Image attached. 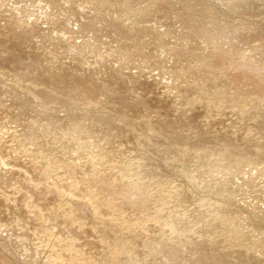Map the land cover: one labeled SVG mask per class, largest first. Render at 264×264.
Segmentation results:
<instances>
[{
  "label": "rangeland",
  "instance_id": "obj_1",
  "mask_svg": "<svg viewBox=\"0 0 264 264\" xmlns=\"http://www.w3.org/2000/svg\"><path fill=\"white\" fill-rule=\"evenodd\" d=\"M0 1H2L0 3L3 4L7 0ZM71 1L74 2V0H8L3 6L0 4V55L3 56H0V264H50L52 259L57 258V255L59 258L55 261L56 264H70L67 259L69 257L73 258V254H78L80 255L79 257H83L82 259H86L82 264H90V262L95 264H191L193 260V264H263L264 261L260 259L264 257V244L262 243V241L264 242V84H262L264 83V76H262V72L264 71V69H262V67H264V49H262L264 47V0H255V2L254 0H82L83 4L81 0H77V2L74 3ZM69 3L70 5L73 3L75 6L72 4L73 7H71L72 5L70 6ZM90 3L96 4V6H92ZM65 5L67 9H64V11L63 8L66 7ZM25 7H28V9ZM59 8H61V10ZM122 8L123 12L121 10ZM41 9L42 11H40ZM36 10H39V13H36ZM13 13L15 14L14 17ZM102 13L104 15H102ZM80 15H82V17ZM78 16L80 18H78ZM83 16L87 19H84ZM95 18H99V23L94 28H91L87 23H89V21H95ZM125 18L126 20H124ZM115 20L122 23L121 25L124 24L123 26L125 28L122 26L123 29L121 28L120 30L119 27L114 25V30L110 31L111 28L107 27V25H112ZM126 23L128 25H126ZM80 24H84V26ZM76 26L80 27L78 28L79 30ZM242 27H244V29ZM39 29H41L42 32ZM87 29L91 30L87 31ZM92 29L94 30L92 31ZM199 29H203L205 34L206 30H208V32L210 30L214 35L216 34V38L213 37L215 40L213 38L210 40L206 39L207 35H205L203 31V35L200 37V34H198ZM10 30V34L7 33ZM82 30H84V33H80ZM191 30H194V32L197 31L195 33L192 31L193 36H189V38L193 37V40L190 39V41H188V38L186 41L183 36L185 34L188 36ZM253 30L255 32H253ZM122 31L125 34L127 33V35L125 36ZM250 31L252 32L250 33ZM245 34L249 36V38L244 36ZM39 35H41L43 39ZM240 37H242L240 42H237L240 46H233L237 38ZM114 38H116V40ZM181 38L184 41H182ZM228 40L230 41L228 42ZM11 41L13 43H10ZM215 41L217 42L216 44ZM32 42L35 43L33 44ZM177 43H179L180 46L177 45ZM185 43H187L188 46ZM244 43L247 45L244 46ZM202 44L203 46H201ZM11 45H13V47H11ZM142 45L146 48L144 49ZM213 45H216V47L220 46V48H213ZM229 45L233 47L230 48ZM196 46H200L202 49L196 48ZM222 46L224 47L223 49ZM241 46L243 48L242 52L244 51L243 53H241L240 50ZM251 46H257L253 52H249L252 48ZM218 48L219 50H217ZM233 48L240 50V52L237 50L238 55L237 51ZM181 49H183L184 52ZM208 49H210L211 52ZM220 49L227 53V57L222 53H220L222 56L218 54L219 51H221ZM257 50L258 53L256 52ZM176 52H178V54H175ZM183 53L185 54V59L183 58ZM197 54L201 55L199 56ZM205 54L208 55L204 58L203 56H205ZM209 54H213L212 57ZM250 54L252 55L250 56ZM195 55H197V57H195ZM244 55H248V57ZM260 55L262 60L260 59ZM37 57L42 59L38 58L39 61H36ZM63 57H65L66 60L63 59ZM178 57L179 59H177ZM198 57L200 59L204 58V60H202L204 63L208 61L204 64L200 62V60L198 61ZM206 58L207 60L205 61ZM221 58H223V60ZM256 58L259 59L258 62ZM183 60H185V62ZM253 60H255V63ZM31 61H34L33 64ZM190 61L192 63H190ZM209 61L212 64L211 66ZM40 62L42 63L41 65H39ZM186 62L187 65H185ZM217 62L220 63L221 67H219ZM256 63H259V65ZM57 64L60 65V68ZM22 65L23 67H21ZM231 65L233 69H231ZM212 66L213 68L217 67V69L214 68L213 70L211 68ZM257 66H259L258 68L261 67L262 70H258L257 68V70L254 71ZM64 67H66V69ZM206 67H208L209 70ZM234 67L236 68L234 69ZM29 68L31 69L29 70ZM187 68L189 69L188 73ZM57 70H62V72L67 70L66 75L69 74L67 77L69 80H63V77L59 73L56 75L58 72ZM216 71L217 74H215ZM248 71L249 73L251 71L256 73L252 74L251 72L249 76ZM39 75L42 76L43 80ZM51 75L53 77H51ZM251 75L253 77H251ZM254 75L256 76L255 78ZM36 76L38 80H35ZM44 76L46 77L44 78ZM187 76L190 78H187ZM245 76L247 77L245 78ZM234 77L236 80L239 78V82L234 81ZM224 78L229 79L226 80ZM258 79L262 82L258 81ZM85 80L89 88L91 87L90 92L86 91L82 85L83 81L84 84H87ZM38 81L40 84H38ZM228 81L231 82V84ZM29 82H31L30 86ZM234 83L236 87H232ZM13 84L18 87L13 86ZM20 84H23V86ZM257 85L260 87L257 88ZM251 87L253 90L250 89ZM246 88L247 91L249 89L251 91L249 90L247 92ZM261 88L263 89L261 90ZM256 89H260V93L259 91L255 92L254 90ZM35 92H37L39 96L35 94ZM55 92L57 98L49 99V96H53V94L56 95ZM81 93L82 95H80ZM83 94H85L86 97ZM47 97L48 99L46 100ZM79 98L83 100L82 104L78 102V100L81 102ZM221 98L232 99L234 102L232 108L234 110L231 107L228 108V105L223 103V99ZM42 99L45 100L43 101ZM74 99H76V101ZM85 100H87V102ZM89 102H91L92 105ZM110 104L112 105L110 106ZM49 105L53 107L51 108ZM95 105L96 107H94ZM120 106H123L121 108L128 107V109L125 110L127 113L129 109L132 108L130 109V114H126V116L131 115L132 120L128 122L130 126L124 121L126 120L124 117V120H121L123 119L121 117L123 112L120 113ZM35 107L36 109L38 108V110H36ZM41 109L44 110L42 111ZM113 112L114 114H112ZM220 113L222 115H218ZM219 116L220 118H218ZM13 117L16 121H14ZM142 117L144 118L142 119ZM145 119L147 120L145 121ZM152 119L156 121H151ZM150 122H153V124ZM125 125H127V128ZM148 125L151 126L149 127ZM218 127H221V130H219ZM52 129L54 130L52 131ZM180 133L182 134L180 135ZM212 133H214L213 137ZM219 134L221 136H218ZM94 137H99V139ZM9 145L10 148L7 147ZM229 147H232L231 151ZM194 151H196V153ZM214 151H216L217 155ZM223 151H225L226 155H224L225 153L223 154ZM3 152L5 153L3 154ZM245 152H247L248 155ZM6 153L7 155H5ZM251 155L252 157H250ZM244 157L247 158L245 159ZM249 158L252 159L253 163ZM28 169H31L30 171H34L35 169V171L30 172ZM224 170L225 173L223 172ZM16 171L20 173L17 172L16 174ZM243 175L245 177L244 179ZM26 177L28 179H26ZM1 181L3 182L1 183ZM235 181H240V184ZM57 183L58 186L56 185ZM31 184H33V187ZM244 190L245 192H242ZM76 191H80V193L76 195ZM100 191H102V193ZM44 192L45 194H43ZM62 192H64L66 196L63 197L64 193L62 194ZM53 193L60 195L58 196L59 198ZM10 197L13 199L11 200ZM56 197L58 200L55 201V199H57ZM91 199L92 201H90ZM20 200L22 202H19ZM5 202L11 204L7 205ZM16 202H19L20 205ZM249 202H251L252 205ZM83 203L86 204V206ZM221 203L227 208H224ZM199 204L201 205L199 206ZM18 205L21 206L20 209ZM45 205H47V207H45ZM11 206L14 209H12ZM128 207L131 208L129 209ZM205 207L207 209H203ZM56 208L59 210L57 211ZM54 209L56 210L53 214ZM257 210H259V212ZM12 215L13 217H11ZM86 215L90 220L87 219ZM31 216L33 218H31ZM197 216L200 217V220ZM235 216L238 218H235ZM40 217L44 220L41 219L39 222ZM30 220H33L31 222L34 223L32 225L34 230L32 226H30L32 224ZM35 220L38 223H35ZM217 221H219L218 224ZM24 222L25 224H23ZM96 224L97 226H95ZM215 224L218 226L221 225V229ZM177 227H179V229ZM201 229L204 230L201 231ZM84 232L86 233L84 234ZM78 233L80 236L77 237V235H79ZM245 234L247 236H245ZM243 235L245 237H243ZM233 238L234 240H232ZM70 243L75 245L74 253L72 255H65L63 253L64 248L70 245ZM94 244L97 246L95 247ZM259 247H261V249H259ZM241 248L243 250H241ZM201 249L202 252L200 251ZM225 249L228 250V253ZM170 251H174V253H172L173 255L171 254L174 258L166 259L162 254L171 253ZM152 254L154 256H152ZM195 260H197V262Z\"/></svg>",
  "mask_w": 264,
  "mask_h": 264
},
{
  "label": "bare ground",
  "instance_id": "obj_2",
  "mask_svg": "<svg viewBox=\"0 0 264 264\" xmlns=\"http://www.w3.org/2000/svg\"><path fill=\"white\" fill-rule=\"evenodd\" d=\"M5 1H6V0H5ZM7 1H8V0H7ZM7 1H6V2H7ZM51 1H52V0H51ZM69 1H70V0H69ZM78 1H80V0H78ZM81 1H82V0H81ZM90 1H91V0H90ZM95 1H96V0H95ZM100 1H101V0H100ZM131 1H132V0H131ZM153 1H154V0H153ZM164 1H165V0H164ZM0 2H2V1H0ZM6 2H4V3H6ZM29 2H30V1H29ZM31 2H32V1H31ZM42 2H43V1H42ZM44 2H45V1H44ZM53 2H54V1H53ZM71 2H73V1H71ZM74 2H77V0H74ZM74 2H73V3H74ZM97 2H99V1H97ZM102 2H104V1H102ZM119 2H120V1H119ZM158 2H159V1H158ZM166 2H167V1H166ZM254 2H255V0H254ZM4 3H3V4H4ZM8 3H9V2H8ZM11 3H12V2H11ZM27 3H28V2H27ZM34 3H35V2H34ZM73 3H71V5H72ZM81 3L83 4V1H82ZM87 3H88V2H87ZM125 3H126V1H125ZM150 3H151V2H150ZM154 3H155V2H154ZM161 3H163V2H161ZM225 3H226V2H225ZM256 3H257V1H256ZM0 4H2V3H0ZM3 4H2V6H3ZM25 4H26V3H25ZM25 4H23V5H25ZM43 4H45V3H43ZM58 4H59V3H58ZM67 4H68V3H67ZM78 4H79V3H78ZM90 4H91V3H90ZM97 4H98V3H97ZM103 4H104V3H103ZM121 4H122V2H121ZM121 4H120V5H121ZM129 4H130V3H129ZM131 4H132V3H131ZM5 5H6V4H5ZM5 5H4V6H5ZM11 5H12V4H11ZM18 5H19V4H18ZM20 5H21V4H20ZM31 5H32V4H31ZM33 5H34V4H33ZM69 5H70V3H69ZM71 5H70V6H71ZM73 5H74V4H73ZM73 5H72L71 7H73ZM91 5H92V6H93V5L96 6V4H91ZM229 5H231V4H229ZM251 5H252V4H251ZM9 6H10V5H9ZM13 6H14V5H13ZM27 6H28V5H27ZM29 6H30V5H29ZM65 6H66V5H65ZM70 6H69V8H70ZM74 6H75V5H74ZM97 6H98V5H97ZM102 6H103V5H102ZM121 6H122V5H121ZM132 6H133V5H132ZM132 6H131V7H132ZM155 6H156V5H155ZM170 6H171V5H170ZM170 6H169V7H170ZM10 7H11V6H10ZM33 7H35V6H33ZM33 7H32V8H33ZM38 7H39V6H38ZM41 7H42V6H41ZM48 7H50V6H48ZM61 7H62V6H61ZM76 7H77V5H76ZM85 7H87V6H85ZM90 7H91V6H90ZM98 7H99V6H98ZM100 7H101V6H100ZM127 7H128V6H127ZM127 7H126V8H127ZM141 7H143V6H141ZM152 7H153V6H152ZM158 7H159V6H158ZM227 7H228V6H227ZM248 7H249V6H248ZM0 8H1V7H0ZM2 8H3V7H2ZM19 8H20V7H19ZM25 8L28 9V7H25ZM39 8H40V7H39ZM44 8H45V7H44ZM44 8H43V9H44ZM91 8H92V7H91ZM93 8H94V7H93ZM145 8H146V7H145ZM155 8H156V7H155ZM229 8H231V7H229ZM21 9H22V8H21ZM52 9H53V7H52ZM59 9L61 10V8H59ZM64 9H67V6H66L65 8H63V10H64ZM71 9H72V8H71ZM71 9H70V10H71ZM11 10H12V9H11ZM50 10H51V9H50ZM90 10H91V9H90ZM95 10H96V9H95ZM99 10H103V9H99ZM121 10H122V12H123V8H122ZM131 10H132V9H131ZM149 10H150V9H149ZM151 10H153V9H151ZM2 11H3V10H2ZM17 11H18V10H17ZM36 11H37L36 13H39V10H36ZM40 11H42V9H41ZM57 11H58V10H57ZM64 11H65V10H64ZM128 11L131 12L130 10H128ZM134 11H135V10H134ZM134 11H133V12H134ZM141 11H142V10H141ZM25 12H26V11H25ZM27 12H28V11H27ZM29 12H32V11H29ZM50 12H51V11H50ZM73 12H74V11H73ZM77 12H78V11H77ZM101 12H102V11H101ZM125 12H126V11H125ZM19 13H20V12H19ZM32 13H33V12H32ZM61 13H63V12H61ZM65 13H66V12H65ZM74 13H75V12H74ZM79 13H80V12H79ZM82 13H84V12H82ZM148 13H150V12H148ZM152 13H153V12H152ZM10 14H11V13H10ZM26 14H27V13H26ZM43 14H44V13H43ZM49 14H50V13H49ZM51 14H52V13H51ZM55 14H56V12H55ZM100 14H101V13H100ZM117 14H118V13H117ZM136 14H137V13H136ZM14 15H15V14L13 13V17H14ZM22 15H23V14H22ZM28 15H29V14H28ZM52 15H53V14H52ZM84 15H85V14H84ZM102 15H104V14L102 13ZM120 15H121V14H120ZM127 15H128V14H127ZM131 15H132V14H131ZM142 15H143V14H142ZM158 15H159V14H158ZM4 16H5V15H4ZM24 16H26V15H24ZM33 16H34V15H33ZM47 16H48V15H47ZM53 16H54V15H53ZM80 16L82 17V15H80ZM92 16H93V15H92ZM98 16H99V15H98ZM98 16H97V17H98ZM105 16H106V15H105ZM105 16H103V17H105ZM115 16H116V14H115ZM144 16H145V15H144ZM38 17H39V15H38ZM51 17H52V16H51ZM63 17H64V16H63ZM67 17H68V16H67ZM117 17H119V16H117ZM117 17H116V18H117ZM130 17H131V16H130ZM133 17H134V16H133ZM141 17H142V16H141ZM4 18H5V17H4ZM15 18H16V17H15ZM48 18H50V17H48ZM76 18H77V17H76ZM78 18H80V17L78 16ZM83 18H84V16H83ZM122 18H123V17H122ZM126 18H127V17H126ZM126 18H125L124 20H126ZM137 18H138V17H137ZM137 18H135V19H137ZM178 18H179V17H178ZM180 18H181V17H180ZM0 19H1V18H0ZM12 19H13V18H12ZM52 19H53V18H52ZM58 19H59V18H58ZM84 19H87V18H84ZM89 19H90V18H89ZM98 19H99V18H98ZM98 19L95 18V21H94V20H93V21H89V23H87V25L91 26V28H94V27L97 26L98 23H99V20H98ZM119 19H121V18H119ZM4 20H5V19H4ZM49 20H50V19H49ZM91 20H92V18H91ZM142 20H143V19H142ZM173 20H174V19H173ZM56 21H57V20H56ZM78 21H79V19H78ZM80 21H81V19H80ZM82 21H83V20H82ZM111 21H112V20H111ZM127 21H128V19H127ZM129 21H130V20H129ZM197 21H198V20H197ZM12 22H13V20H12ZM15 22H16V21H15ZM40 22H41V21H40ZM60 22H61V21H60ZM66 22H68V21H66ZM122 22H123V21H122ZM125 22H126V21H125ZM132 22H133V21H132ZM132 22H131V23H132ZM27 23H28V22H27ZM31 23H32V22H31ZM110 23H111V22H110ZM129 23H130V22H129ZM167 23H168V22H167ZM10 24H11V23H10ZM12 24H13V23H12ZM15 24H16V23H15ZM19 24H20V23H19ZM34 24H37V23H34ZM78 24H79V23H78ZM78 24H77V25H78ZM121 24H122V23L117 22V21L115 20V22H114L112 25H111V24H110V25H107V27H110V28H111L110 31H113V30H114L113 26L115 25V26L119 27L120 30H121V28L123 29V27H124V26H123L124 24H123V25H121ZM13 25H14V24H13ZM32 25H33V24H32ZM51 25H52V24H51ZM53 25H54V24H53ZM72 25H73V24H72ZM80 25H81V26H82V25L84 26V24H80ZM80 25H79V26H80ZM126 25H128V24L126 23ZM136 25H137V24H136ZM161 25H162V24H161ZM22 26H23V25H22ZM85 26H86V24H85ZM122 26H123V27H122ZM130 26H131V25H130ZM2 27H3V26H2ZM5 27H6V26H5ZM10 27H11V26H10ZM18 27H19V26H18ZM28 27H29V26H28ZM28 27H27V28H28ZM37 27H38V26H37ZM70 27H71V26H70ZM76 27H77V26H76ZM87 27H88V26H87ZM99 27H100V26H99ZM117 27H116V29H117ZM131 27H132V26H131ZM159 27H161V26H159ZM206 27H207V26H206ZM237 27H238V26H237ZM43 28H44V27H43ZM53 28H54V27H53ZM72 28H73V27H72ZM78 28H80V27H77V29H78ZM124 28H125V27H124ZM128 28H130V27H128ZM128 28H127V29H128ZM134 28H135V27H134ZM134 28H133V29H134ZM157 28H158V27H157ZM182 28H183V27H182ZM184 28H185V27H184ZM192 28H193V27H192ZM239 28H240V26H239ZM242 28L244 29V27H242ZM12 29H13V28H12ZM12 29H11V30H12ZM67 29H68V27H67ZM73 29H74V28H73ZM77 29H76V30H77ZM108 29H109V28H108ZM116 29H115V30H116ZM137 29H138V28H137ZM147 29H148V28H147ZM189 29H190V28H189ZM196 29H197V28H196ZM207 29H208V28H207ZM236 29H237V28H236ZM240 29H241V28H240ZM240 29H239V30H240ZM246 29H247V28H246ZM249 29H250V28H249ZM11 30H10L9 32H7V33L10 34ZM39 30L41 31V29H39ZM39 30H38V31H39ZM43 30H44V29H43ZM69 30H70V29H69ZM78 30H79V29H78ZM78 30H77V31H78ZM89 30H91V29H87V31H89ZM93 30H94V29H92V31H93ZM106 30H107V29H106ZM124 30H125V29H124ZM124 30H123V31H124ZM169 30H170V29H169ZM237 30H238V29H237ZM7 31H8V30H7ZM27 31H28V30H27ZM30 31H31V30H30ZM32 31H33V30H32ZM38 31H37V33H38ZM71 31H72V30H71ZM85 31H86V30H85ZM87 31H86V32H87ZM123 31H122V33L125 32V31H124V32H123ZM192 31L194 32V30H191L190 32L188 31V32H189L188 36H187L186 34L183 36V37L185 38L186 41H187V39L189 38V36L192 35V33H193ZM196 31H197V30H196ZM196 31H195V32H196ZM198 31H199L198 34H200L199 36L201 37V36L203 35L204 30H203V29H199ZM202 31H203V32H202ZM241 31H243V30H241ZM18 32H19V31H18ZM41 32H42V31H41ZM41 32H40V33H41ZM44 32H45V31H44ZM55 32H56V31H55ZM57 32H58V31H57ZM78 32H79V31H78ZM94 32H95V31H94ZM94 32H92V33H94ZM108 32H109V30H108ZM120 32H121V31H120ZM167 32H168V31H167ZM195 32H194V33H195ZM235 32H236V31H235ZM251 32H252V31H250V33H251ZM253 32H255V31L253 30ZM257 32H258V31H257ZM257 32H256V33H257ZM14 33H15V32H14ZM35 33H36V32H35ZM73 33H74V32H73ZM80 33H84V30H82ZM87 33H88V32H87ZM105 33H106V32H105ZM111 33H112V32H111ZM114 33H115V32H114ZM182 33H183V32H182ZM248 33H249V30H248ZM260 33H261V32H260ZM76 34H77V33H76ZM101 34H102V33H101ZM106 34H107V33H106ZM124 34H125V33H124ZM129 34H130V33H129ZM137 34H138V33H137ZM196 34H197V33H196ZM198 34H197V35H198ZM204 34H205V32H204ZM231 34H233V33H231ZM236 34H237V33H236ZM257 34H258V33H257ZM257 34H256V35H257ZM261 34H262V33H261ZM2 35H3V34H2ZM6 35H7V34H6ZM23 35H24V34H23ZM30 35H31V34H30ZM35 35H36V34H35ZM41 35H42V34H41ZM41 35H39V36L41 37ZM72 35H73V34H72ZM84 35H85V34H84ZM96 35H97V33H96ZM117 35H119V34H117ZM126 35H127V33L125 34V36H126ZM140 35H141V34H140ZM149 35H150V34H149ZM152 35H153V34H152ZM154 35H155V34H154ZM197 35H196V37H197ZM205 35H207L206 39L210 40L211 38L215 37L216 34L214 35L213 33L210 32V30H209V32H208V30H206V34H205ZM239 35H241V34H239ZM258 35H259V34H258ZM28 36H29V35H28ZM33 36H34V35H33ZM50 36H51V35H50ZM63 36H64V35H63ZM75 36H76V35H75ZM94 36H95V35H94ZM104 36H105V35H104ZM113 36H114V35H113ZM168 36H169V34H168ZM192 36H193V35H192ZM192 36H191V37H192ZM194 36H195V35H194ZM244 36H247V35L245 34ZM263 36H264V35H263ZM4 37H5V36H4ZM6 37H7V36H6ZM16 37H17V35H16ZM19 37H20V36H19ZM47 37H48V36H47ZM64 37H65V36H64ZM78 37H79V36H78ZM100 37H101V36H100ZM129 37H130V36H129ZM129 37H128V38H129ZM157 37H158V36H157ZM196 37H195V38H196ZM204 37H205V36H204ZM222 37H223V36H222ZM247 37L249 38V36H247ZM254 37H255V36H254ZM8 38H9V37H8ZM30 38H31V37H30ZM41 38H42V37H41ZM58 38H59V37H58ZM61 38H62V37H61ZM66 38H67V37H66ZM111 38H112V36H111ZM128 38H127V40H128ZM140 38H141V37H140ZM161 38H162V36H161ZM195 38H194V39H195ZM215 38H216V37H215ZM217 38H219V37H217ZM224 38H225V37H224ZM227 38H228V37H227ZM230 38H231V37H230ZM241 38H242V37L237 38V40L234 42L235 44H233V46H234V45H235V47L240 46L239 43H237V42H240V39H241ZM0 39H1V38H0ZM4 39H5V38H4ZM12 39H13V38H12ZM32 39H33V38H32ZM37 39H38V38H37ZM39 39H40V38H39ZM42 39H43V38H42ZM45 39H46V37H45ZM51 39H52V38H51ZM99 39H100V38H99ZM107 39H108V38H107ZM114 39L116 40V38H114ZM149 39H150V38H149ZM169 39H170V38H169ZM169 39H168V40H169ZM179 39H180V38H179ZM179 39H178V40H179ZM190 39L193 40V37H192V38H189L188 41H190ZM196 39H197V38H196ZM213 39H214V38H213ZM235 39H236V38H235ZM243 39H244V38H243ZM26 40H27V39H26ZM94 40H95V39H94ZM102 40H103V39H102ZM112 40H113V39H112ZM136 40H137V39H136ZM136 40H135V41H136ZM153 40H154V39H153ZM181 40H182V38H181ZM192 40H191V41H192ZM204 40H205V39H204ZM208 40H207V41H208ZM214 40H215V39H214ZM219 40H220V39H219ZM255 40H256V39H255ZM257 40H258V39H257ZM12 41H13V40H12ZM12 41H11L10 43H13ZM24 41H25V40H24ZM29 41H30V40H29ZM36 41H38V40H36ZM62 41H63V40H62ZM62 41H61V42H62ZM148 41H149V40H148ZM182 41H184V40H182ZM205 41H206V40H205ZM223 41H224V40H223ZM229 41H230V40H228V42H229ZM243 41H244V40H243ZM249 41H250V40H249ZM19 42H20V40H19ZM21 42H22V40H21ZM27 42H28V41H27ZM46 42H47V41H46ZM58 42H59V41H58ZM98 42H99V41H98ZM104 42H105V41H104ZM113 42H114V40H113ZM142 42H143V40H142ZM150 42H151V41H150ZM164 42H165V41H164ZM166 42H167V41H166ZM179 42H180V41H179ZM209 42H210V41H209ZM232 42H233V41H232ZM258 42H259V41H258ZM25 43H26V42H25ZM32 43H33V42H32ZM34 43H35V42H34ZM34 43H33V44H34ZM36 43H37V42H36ZM77 43H78V42H77ZM79 43H80V42H79ZM153 43H154V42H153ZM169 43H170V42H169ZM174 43H175V42H174ZM181 43H182V42H181ZM197 43H198V41H197ZM200 43H201V41H200ZM212 43H214V42H212ZM216 43H217V42L215 41V44H216ZM225 43H226V42H225ZM256 43H257V42H256ZM256 43H255V44H256ZM49 44H50V43H49ZM66 44H67V43H66ZM71 44H72V43H71ZM89 44H90V43H89ZM102 44H103V43H102ZM106 44H107V43H106ZM154 44H155V43H154ZM159 44H160V43H159ZM185 44H187V43H185ZM194 44H195V43H194ZM221 44H222V42H221ZM223 44H224V43H223ZM228 44H230V43H228ZM231 44H232V43H231ZM241 44H242V42H241ZM248 44H249V43H248ZM7 45H8V44H7ZM26 45H27V44H26ZM42 45H43V43H42ZM115 45H116V44H115ZM143 45H144V44H143ZM143 45H142V46H143ZM165 45H166V44H165ZM177 45L180 46L179 43H177ZM181 45H183V44H181ZM189 45H190V44H189ZM195 45H196V44H195ZM197 45H198V44H197ZM199 45H200V44H199ZM218 45H219V44H218ZM224 45H225V44H224ZM226 45H227V44H226ZM243 45L246 46L247 44L244 43ZM243 45H242V46H243ZM14 46H16V45H14ZM22 46H23V44H22ZM24 46H25V45H24ZM69 46H70V45H69ZM85 46H86V45H85ZM159 46H160V45H159ZM173 46H174V45H173ZM187 46H188V44H187ZM201 46H203V44H202ZM233 46H232V47H233ZM242 46H241V48H240L241 53L244 52V51L242 52V50H243ZM259 46H260V45H259ZM262 46H263V45H262ZM262 46H261V47H262ZM1 47H2V48H5V47H3V46H1ZM11 47H13V45H11ZM18 47H19V46H18ZM36 47H38V46H36ZM66 47H67V45H66ZM75 47H76V46H75ZM86 47H87V46H86ZM143 47H144V46H143ZM166 47H167V46H166ZM175 47H176V46H175ZM175 47H174V48H175ZM197 47H198V46H196V48H197ZM211 47H212V46H211ZM211 47H210V48H211ZM214 47H215V48H217V47L220 48V46H217V47H216V45H213V48H214ZM229 47H230V45H229ZM232 47H230V48H232ZM247 47H249V46H247ZM251 47H252V46H251ZM255 47H257V46H255ZM255 47H252V48L250 49L249 52H253V50L255 49ZM6 48H7V47H6ZM89 48H90V47H89ZM140 48H141V47H140ZM145 48H146V47H144V49H145ZM163 48H164V47H163ZM194 48H195V47H194ZM196 48H195V49H196ZM198 48H201V47L199 46ZM219 48H218L217 50H219ZM223 48H224V47L222 46V49H223ZM225 48H226V46H225ZM249 48H250V47H249ZM249 48H248V49H249ZM78 49H79V48H78ZM95 49H96V48H95ZM141 49H142V48H141ZM165 49H166V48H165ZM167 49H168V47H167ZM167 49H166V50H167ZM177 49H178V47H177ZM185 49H186V48H185ZM201 49H202V48H201ZM211 49H212V48H211ZM228 49H229V48H228ZM233 49H235V48H233ZM233 49H232V50H233ZM245 49H246V48H245ZM245 49H244V50H245ZM248 49H247V50H248ZM256 49H259V48H256ZM262 49H264V47H263ZM5 50H6V49H5ZM24 50H25V49H24ZM37 50H38V49H37ZM76 50H77V49H76ZM82 50H83V49H82ZM82 50H81V51H82ZM169 50H170V49H169ZM181 50L183 51V49H181ZM197 50H198V49H197ZM208 50H210V49H208ZM215 50H216V49H215ZM217 50H216V51H217ZM220 50H221V49H220ZM237 50H239V49H237ZM237 50L235 49V51H237ZM240 50H239V52H240ZM1 51H2V50H1ZM28 51H29V50H28ZM51 51H52V50H51ZM84 51H85V50H84ZM92 51H93V50H92ZM178 51H179V49H178ZM189 51H190V50H189ZM189 51H188V53H189ZM201 51H202V50H201ZM4 52H5V51H4ZM6 52H7V51H6ZM21 52H22V51H21ZM41 52H42V51H41ZM119 52H120V51H119ZM169 52H170V51H169ZM174 52H175V51H174ZM174 52H173V53H174ZM183 52H184V51H183ZM210 52H211V50H210ZM210 52H209V53H210ZM213 52H215V51H213ZM230 52H232V51H230ZM256 52L258 53V50H257ZM260 52H262V51H260ZM10 53H11V52H10ZM23 53H24V51H23ZM38 53H39V51H38ZM38 53H37V54H38ZM66 53H67V52H66ZM74 53H75V52H74ZM179 53H180V52H179ZM188 53H187V55H188ZM194 53H195V52H194ZM220 53H222L224 56L227 57V55H226L227 53H226L224 50L219 51L218 54H220ZM235 53H236V52H235ZM235 53H233V54H235ZM257 53H256V54H257ZM25 54H26V53H25ZM42 54H43V53H42ZM42 54H40V55H42ZM53 54H54V53H53ZM56 54H57V53H56ZM175 54H178V52H176ZM181 54H182V53H181ZM183 54H184V53H183ZM192 54H193V53H192ZM192 54H191V56H192ZM195 54H196V53H195ZM213 54H214V53H213ZM213 54H212V55H213ZM218 54H217V55H218ZM229 54H230V53L228 52V55H229ZM253 54H254V53H253ZM9 55H10V54H9ZM16 55H18V54H16ZM32 55H34V54H32ZM35 55H36V53H35ZM67 55H68V54H67ZM193 55H194V54H193ZM197 55H199V54H197ZM197 55H195V57H197ZM200 55H201V54H200ZM200 55H199V56H200ZM203 55H204V54H203ZM206 55H208V54H205V56H203V57L205 58ZM209 55H211V54H209ZM212 55H211V57H212ZM220 55H221V54H220ZM237 55H238V51H237ZM241 55H242V54H241ZM251 55H252V54H250V56H251ZM257 55H258V54H257ZM0 56H1V55H0ZM18 56H19V55H18ZM26 56H27V55H26ZM29 56H30V54H29ZM38 56H39V55H38ZM72 56H73V55H72ZM72 56H71V57H72ZM173 56H175V55H173ZM181 56H183V55H181ZM181 56H180V57H181ZM221 56H222V55H221ZM229 56H230V55H229ZM234 56H235V55H234ZM244 56H247V57H248V55H244ZM1 57H3V56H1ZM7 57H9V56H7ZM13 57H14V56H13ZM33 57H34V56H33ZM56 57H57V56H56ZM184 57H185V54H184L183 58H184ZM207 57H208V56H207ZM232 57H233V56H232ZM252 57H254V56H252ZM255 57H256V56H255ZM10 58H11V55H10ZM17 58H18V57H17ZM29 58H31V57H29ZM38 58H39V57L36 58V61H39V59H42V58H39V59H38ZM44 58H45V57H44ZM59 58H60V57H59ZM201 58H202V56H201ZM204 58H203V59H200V58L198 57L197 59H198V61L200 60V62L204 63V61H202V60H204ZM209 58H210V57H209ZM214 58H215V57H214ZM218 58H220V57H218ZM218 58H217V59H218ZM223 58H224V57H223ZM223 58H221V59L223 60ZM238 58H239V57H238ZM244 58H245V57H244ZM262 58H263V56H262ZM13 59H14V58H13ZM63 59H65V57H63ZM94 59H95V58H94ZM104 59H105V58H104ZM171 59H172V58H171ZM177 59H179V57H178ZM177 59H176V60H177ZM181 59H182V58H181ZM184 59H185V58H184ZM188 59H189V58H188ZM192 59H194V58H192ZM211 59H212V58H211ZM225 59H226V58H225ZM232 59H233V58H232ZM247 59H249V58H247ZM256 59H257V58H256ZM260 59H261V55H260ZM7 60H8V59H7ZM20 60H21V59H20ZM65 60H66V59H65ZM173 60H174V59H173ZM189 60H190V59H189ZM206 60H207V58L205 59V61H206ZM213 60H214V59H213ZM222 60H221V61H222ZM234 60H235V59H234ZM234 60H233V61H234ZM258 60H259V59H257L256 61L258 62ZM261 60H262V59H261ZM28 61H29V60H28ZM44 61H45V60H44ZM183 61L185 62V60H183ZM183 61H182V62H183ZM207 61H208V60H207ZM207 61H206V62H207ZM225 61H226V60H225ZM235 61H236V60H235ZM31 62H32V64H33L34 61H31ZM54 62H55V61H54ZM90 62H91V61H90ZM178 62H179V61H178ZM182 62H181V63H182ZM193 62H194V60H193ZM206 62H205V63H206ZM213 62H216V61H213ZM249 62H250V61H249ZM251 62H252V61H251ZM253 62L255 63V60H253ZM4 63H5V62H4ZM18 63H19V62H18ZM28 63H29V62H28ZM37 63H38V62H37ZM43 63H44V62H43ZM100 63H101V62H100ZM100 63H99V64H100ZM181 63H180V65H181ZM190 63H192V62L190 61ZM205 63H204V64H205ZM209 63H210V61H209ZM223 63H224V62H223ZM232 63H233V62H232ZM245 63H246V62H245ZM263 63H264V62H263ZM23 64H24V63H23ZM35 64H36V62H35ZM41 64H42V63L40 62L39 65H41ZM59 64H60V63H59ZM213 64H214V63H213ZM217 64L219 65V67H221V66H220V63L217 62ZM228 64H229V63H228ZM256 64H257V63H256ZM48 65H49V63H48ZM57 65H58V64H57ZM62 65H63V64H62ZM67 65H68V64H67ZM67 65H66V66H67ZM78 65H79V64H78ZM101 65H102V64H101ZM101 65H100V66H101ZM182 65H183V64H182ZM185 65H187V62H186ZM207 65H209V64H207ZM211 65H212V64L210 63V66H211ZM245 65H246V64H245ZM257 65H259V63H258ZM17 66H19V65H17ZM58 66H59V68H60V65H58ZM68 66H69V65H68ZM215 66H216V65H215ZM231 66H232V65H231ZM235 66H236V64H235ZM239 66H240V65H239ZM248 66H249V65H248ZM260 66H261V65H260ZM21 67H23V65H22ZM36 67H37V66H36ZM49 67H50V66H49ZM54 67H55V66H54ZM258 67H259V66L255 67L256 69H255L254 71H256ZM32 68H33V67H32ZM41 68H42V67H41ZM59 68H58V69H59ZM62 68H63V67H62ZM64 68L66 69V67H64ZM79 68H80V66H79ZM103 68H104V67H103ZM175 68H176V67H175ZM188 68H189V67H188ZM188 68H187V69H188ZM206 68H208V67H206ZM211 68L214 70L215 67L213 68V66H212ZM222 68H223V66H222ZM225 68H226V67H225ZM235 68H236V67H234V69H235ZM248 68H249V67H248ZM30 69H31V68H29V70H30ZM52 69H53V68H52ZM56 69H57V67H56ZM184 69H185V66H184ZM189 69H190V68H189ZM189 69H188L187 73L189 72ZM215 69H217V67H216ZM220 69H221V68H220ZM220 69H219V70H220ZM231 69H233V66H232ZM259 69H261V67L258 68V70H259ZM262 69H264V67H262ZM262 69H261V70H262ZM36 70H37V69H36ZM36 70H35V71H36ZM54 70H55V69H54ZM71 70H72V67H71ZM79 70H80V69H79ZM176 70H177V68H176ZM182 70H183V69H182ZM208 70H209V68H208ZM213 70H212V71H213ZM245 70H246V69H245ZM251 70H252V69H251ZM1 71H2V70H1ZM4 71H5V70H4ZM17 71H18V70H17ZM26 71H27V70H26ZM37 71H38V70H37ZM42 71H43V70H42ZM44 71H45V68H44ZM57 71H58V72H57ZM57 71H56V72H57L56 75H58V73H59V74L63 77V80L68 79L67 77H68V75H69V74H68L69 72L67 73L68 75H66V71H67V70H66L65 72H64V71L62 72V70H61V71H60V70H57ZM68 71H69V70H68ZM143 71H144V70H143ZM156 71H157V70H156ZM217 71H218V70H217ZM217 71H216L215 74H217ZM236 71H238V70H236ZM240 71H241V70H240ZM249 71H250V70H249ZM249 71H248V73H249ZM2 72H3V71H2ZM6 72H7V71H6ZM52 72H53V71H52ZM77 72H78V71H77ZM176 72H177V71H176ZM176 72H175V73H176ZM184 72H185V71H184ZM214 72H215V71H214ZM219 72H220V71H219ZM219 72H218V73H219ZM228 72H229V71H228ZM251 72H252V71H251ZM251 72L248 74L249 76H250ZM263 72H264V71H263ZM263 72H262V76H264V75H263V74H264ZM41 73H42V72H41ZM169 73H170V72H169ZM179 73H180V72H179ZM179 73H178V74H179ZM226 73H227V72H226ZM253 73H256V72H252V74H253ZM260 73H261V72H260ZM5 74H6V73H5ZM9 74H10V73H9ZM17 74H18V73H17ZM25 74H26V73H25ZM29 74H30V73H29ZM51 74H52V73H51ZM72 74H73V73H72ZM83 74H84V72H83ZM152 74H153V73H152ZM157 74H158V73H157ZM10 75H11V74H10ZM13 75H14V73H13ZM19 75H20V74H19ZM22 75H23V73H22ZM31 75H32V74H31ZM31 75H30V76H31ZM48 75H49V74H48ZM54 75H55V74H54ZM146 75H147V73H146ZM155 75H156V73H155ZM179 75H180V74H179ZM185 75H186V74H185ZM228 75H229V73H228ZM241 75H242V72H241ZM246 75H247V74H246ZM255 75H256V74H255ZM255 75H254V78L256 77ZM259 75H260V74H259ZM5 76H6V75H5ZM20 76H21V75H20ZM25 76H26V75H25ZM32 76H33V75H32ZM32 76H31V77H32ZM39 76H40V75H39ZM70 76H71V75H70ZM73 76H74V75H73ZM161 76H164V75H161ZM167 76H168V75H167ZM176 76H177V75H176ZM182 76H183V75H182ZM257 76H258V75H257ZM262 76H261V77H262ZM0 77H1V75H0ZM31 77H30V78H31ZM40 77H41V79L43 80L42 76H40ZM45 77H46V76H44V78H45ZM51 77H53V76L51 75ZM168 77H169V76H168ZM185 77H186V76H185ZM188 77H189V76H187V78H188ZM232 77H233V76H232ZM246 77H247V76H245V78H246ZM251 77H253V76L251 75ZM25 78H26V77H25ZM30 78H29V79H30ZM32 78H34V77H32ZM36 78H37V79H36ZM36 78H35V80H38V77H37V76H36ZM69 78H70V77H69ZM75 78H76V77H75ZM157 78H158V77H157ZM177 78H178V77H177ZM189 78H190V77H189ZM248 78H249V77H248ZM254 78H253V79H254ZM259 78H260V77H259ZM4 79H5V78H4ZM11 79H12V78H11ZM41 79H39V80H41ZM46 79H47V78H46ZM165 79H166V77H165ZM172 79H173V78H172ZM174 79H175V78H174ZM181 79H182V78H181ZM224 79L228 80L229 78H224ZM238 79H239V78H238ZM238 79L236 80L235 77H234L233 80L236 81V82H239ZM241 79H242V78H241ZM241 79H240V80H241ZM253 79H252V81H253ZM261 79H262V78H261ZM26 80H27V79H26ZM50 80H51V79H50ZM52 80H53V79H52ZM54 80H55V79H54ZM68 80H69V79H68ZM83 80H84V79H83ZM176 80H177V79H176ZM184 80H185V79H184ZM184 80H183V81H184ZM245 80H246V79H245ZM256 80H257V79H256ZM256 80H255V81H256ZM27 81H28V80H27ZM31 81H32V80H31ZM48 81H49V80H48ZM55 81H56V80H55ZM158 81H159V80H158ZM179 81H180V80H179ZM185 81H186V80H185ZM187 81H188V80H187ZM229 81H232V80H229ZM229 81H228V82H229ZM246 81H247V80H246ZM248 81H249V80H248ZM258 81L262 82L260 79H258ZM17 82H18V81H17ZM38 82H39V81H38ZM67 82H69V81H67ZM85 82H86V80H85ZM156 82H157V81H156ZM162 82H163V81H162ZM173 82H174V81H173ZM228 82H227V83H228ZM19 83H20V82H19ZM36 83H37V82H36ZM36 83H35V84H36ZM43 83H44V82H43ZM53 83H54V81H53ZM59 83H60V82H59ZM64 83H65V81H64ZM64 83H63V84H64ZM86 83H87V82H86ZM97 83H98V82H97ZM171 83H172V81H171ZM187 83H188V82H187ZM229 83L231 84V82H229ZM232 83H233V82H232ZM253 83H254V82H253ZM257 83H258V82H257ZM38 84H40V82H39ZM51 84H52V83H51ZM89 84H90V83H89ZM94 84H95V83H94ZM262 84H264V83H262ZM20 85H21V84H20ZM27 85H28V84H27ZM30 85H31V82H29V86H30ZM41 85H42V82H41ZM78 85H79V84H78ZM82 85H83V87L86 89V91H89V92H90V88H91V87L89 88L88 83H87V84H84V81H83V84H82ZM157 85H158V84H157ZM234 85H236V84L234 83L232 87H236V86H234ZM238 85H239V84H238ZM255 85H256V84H255ZM13 86H17V85H14V84H13ZM13 86H12V87H13ZM21 86H23V84H22ZM33 86H34V85H33ZM37 86H38V85H37ZM37 86H36V88H37ZM47 86H49V85H47ZM58 86H59V85H58ZM64 86H65V85H64ZM90 86H92V85H90ZM257 86H258V85H257ZM261 86H262V85H261ZM17 87H18V86H17ZM39 87H40V86H39ZM81 87H82V86H81ZM83 87H82V88H83ZM96 87H97V86H96ZM105 87H106V86H105ZM112 87H113V86H112ZM259 87H260V86H258L257 88H259ZM263 87H264V86H263ZM9 88H10V87H9ZM26 88H27V87H26ZM30 88H31V87H30ZM62 88H63V87H62ZM82 88H81V89H82ZM92 88H93V87H92ZM254 88H255V87H254ZM60 89H61V88H60ZM60 89H59V90H60ZM75 89H76V88H75ZM250 89L253 90L252 87H251ZM250 89H249V90H250ZM262 89H263V88H261V90H262ZM16 90H17V89H16ZM27 90H29V89H27ZM79 90H80V89H79ZM249 90H248V91H249ZM261 90H260V89H259V90L256 89V90H254V91H255V92H258V91H259V93H260ZM37 91H38V89H37ZM52 91H53V90H52ZM56 91H57V90H56ZM73 91H74V90H73ZM77 91H78V90H77ZM92 91H93V90H92ZM115 91H116V90H115ZM246 91H247V88H246ZM246 91H245V93H246ZM248 91H247V92H248ZM250 91H251V90H250ZM263 91H264V90H263ZM9 92H10V91H9ZM24 92H25V91H24ZM27 92H28V91H27ZM32 92H33V91H32ZM80 92H81V91H80ZM82 92H83V90H82ZM252 92H253V91H252ZM40 93H41V92H40ZM47 93H48V92H47ZM52 93H53V92H52ZM71 93H72V92H71ZM83 93H84V92H83ZM103 93H104V92H103ZM9 94H11V93H9ZM35 94H37V95L39 96V94H38L37 92H35ZM55 94H56V92H55ZM60 94H61V93H60ZM63 94H64V93H63ZM101 94H102V93H101ZM104 94H105V93H104ZM16 95H17V94H16ZM47 95H48V94H47ZM80 95H82V93H81ZM83 95L85 96V94H83ZM93 95H94V94H93ZM70 96H71V95H70ZM75 96H76V95H75ZM75 96H74V97H75ZM84 96H83V97H84ZM88 96H89V95H88ZM162 96H163V95H162ZM12 97H13V95H12ZM16 97H17V96H16ZM27 97H28V96H27ZM42 97H43V96H42ZM44 97H45V96H44ZM67 97H68V96H67ZM83 97H81V98H83ZM85 97H86V96H85ZM128 97H129V96H128ZM202 97H203V96H202ZM40 98H41V96H40ZM50 98H52V99H53V98H57V94H56V95L53 94V96H49V99H50ZM71 98H72V97H71ZM76 98H77V97H76ZM89 98H90V97H89ZM165 98H166V97H165ZM257 98H258V97H257ZM257 98H255V99H257ZM17 99H18V98H17ZM29 99H30V98H29ZM31 99H32V98H31ZM47 99H48V97L46 98V100H47ZM64 99H65V98H64ZM69 99H70V98H69ZM79 99H80V98H79ZM83 99H85V98H83ZM106 99H107V98H106ZM221 99H223V103H225V104L228 105V108H229V107L232 108V107L234 106V102H233L232 99H224V98H221ZM261 99H262V98H261ZM42 100L44 101L45 99H42ZM55 100H56V99H55ZM59 100H60V99H59ZM74 100L76 101V99H74ZM80 100H81V99H80ZM94 100H95V99H94ZM101 100H102V99H101ZM109 100H110V99H109ZM113 100H114V99H113ZM124 100H126V99H124ZM262 100H263V99H262ZM262 100H261V101H262ZM4 101H5V100H4ZM16 101H17V100H16ZM25 101H26V99H25ZM32 101H33V100H32ZM39 101H41V100H39ZM49 101H51V100H49ZM65 101H67V100H65ZM82 101H83V100H81V102H80V101L78 100V102H79L80 104H82ZM85 101L87 102V100H85ZM89 101H90V100H89ZM102 101H103V100H102ZM106 101H107V100H106ZM106 101H105V103H106ZM110 101H111V100H110ZM121 101H122V100H121ZM254 101H255V100H254ZM19 102H20V101H19ZM60 102H61V101H60ZM60 102H59V103H60ZM68 102H69V101H68ZM71 102H72V101H71ZM95 102H96V101H95ZM100 102H101V101H100ZM38 103H39V102H38ZM45 103H46V102H45ZM45 103H43V104L46 105L47 103H46V104H45ZM48 103H49V102H48ZM51 103H52V102H51ZM75 103H76V102H75ZM75 103H74V104H75ZM89 103L91 104V102H89ZM92 103H93V102H92ZM122 103H123V102H122ZM124 103H125V102H124ZM130 103H131V102H130ZM259 103H260V101H259ZM25 104H26V103H25ZM57 104H58V102H57ZM70 104H71V103H70ZM80 104H77V105H80ZM107 104H108V103H107ZM107 104H106V105H107ZM119 104H120V103H119ZM125 104H126V103H125ZM31 105H33V104H31ZM47 105H48V104H47ZM67 105H68V104H67ZM75 105H76V104H75ZM91 105H92V104H91ZM111 105H112V104H110V106H111ZM116 105H117V104H116ZM120 105H121V104H120ZM127 105H128V104H127ZM14 106H15V105H14ZM25 106H26V105H25ZM42 106H43V105H42ZM49 106H51V105H49ZM60 106H61V105H60ZM100 106H101V105H100ZM128 106H130V105H128ZM16 107H17V106H16ZM52 107H53V106H51V108H52ZM69 107H70V106H69ZM79 107H80V106H79ZM90 107H91V106H90ZM94 107H96V105H95ZM116 107H117V106H116ZM121 107H123V106H120V109H119L120 113L123 112L122 115H121V117H122V118L124 117V118L126 119V120H124V118H123V119H121V120L126 121L127 124H128V122L131 121L132 119H131V115H127V116H126V114H128V113L130 114V109H132V108H130V107H132V106L129 107L130 109H129V112H128V113L125 111L126 109H128V107H127V108H125V107H124V108H121ZM31 108H32V107H31ZM62 108H63V107H62ZM74 108H75V107H74ZM98 108H99V107H98ZM231 108H230V109H231ZM3 109H4V108H3ZM35 109H36V107H35ZM85 109H86V108H85ZM109 109H110V108H109ZM111 109H112V108H111ZM115 109H116V108H115ZM133 109H134V108H133ZM217 109H218V108H217ZM230 109H229V110H230ZM232 109H233V108H232ZM232 109H231V110H232ZM32 110H33V109H32ZM36 110H38V108H37ZM41 110H42V109H41ZM43 110H44V109H43ZM43 110H42V111H43ZM47 110H48V109H47ZM50 110H52V109H50ZM70 110H71V109H70ZM89 110H90V109H89ZM94 110H95V109H94ZM99 110H100V109H99ZM105 110H106V109H105ZM105 110H104V111H105ZM197 110H198V109H197ZM220 110H221V109H220ZM233 110H234V109H233ZM21 111H22V110H21ZM52 111H53V110H52ZM110 111H111V110H110ZM115 111H116V110H115ZM133 111H134V110H133ZM105 112H106V111H105ZM117 112H118V111H117ZM146 112H147V111H146ZM217 112H218V111H217ZM221 112H222V111H221ZM22 113H23V112H22ZM103 113H104V112H103ZM103 113H102V114H103ZM218 113H219V112H218ZM102 114H101V115H102ZM112 114H114V112H113ZM117 114H119V112H118ZM224 114H226V113H224ZM240 114H241V113H240ZM16 115H17V114H16ZM69 115H70V114H69ZM69 115H68V116H69ZM73 115H74V113H73ZM76 115H77V114H76ZM78 115H79V114H78ZM93 115H94V114H93ZM218 115H222V114L220 113V114H218ZM104 116H105V115H104ZM106 116H107V115H106ZM109 116H110V114H109ZM115 116H116V115H115ZM154 116H155V114H154ZM228 116H229V114H228ZM236 116H237V115H236ZM1 117H2V116H1ZM11 117H12V116H11ZM11 117H10V118H11ZM23 117H24V116H23ZM75 117H77V116H75ZM117 117H118V116H117ZM119 117H120V114H119ZM119 117H118V118H119ZM127 117H128V118H127ZM132 117H133V116H132ZM148 117H149V116H148ZM157 117H158V116H157ZM221 117H222V116H221ZM239 117H240V116H239ZM13 118H14V117H13ZM77 118H79V117H77ZM143 118H144V117H142V119H143ZM153 118H154V117H153ZM165 118H166V117H165ZM206 118H207V117H206ZM218 118H220V116H219ZM236 118H237V117H236ZM6 119H7V118H6ZM11 119H12V118H11ZM24 119H25V117H24ZM155 119H156V118H155ZM161 119H162V118H161ZM214 119H215V117H214ZM0 120H1V119H0ZM27 120H28V119H27ZM92 120H93V118H92ZM146 120H147V119H145V121H146ZM156 120H158V119H156ZM156 120H153V119H152L151 121H156ZM212 120H213V119H212ZM7 121H8V120H7ZM11 121H12V120H11ZM14 121H16L15 118H14ZM96 121H97V120H96ZM112 121H113V120H112ZM141 121H143V120H141ZM158 121H160V120H158ZM158 121H157V122H158ZM170 121H171V120H170ZM205 121H206V120H205ZM0 122H1V121H0ZM76 122H77V120H76ZM162 122H163V121H162ZM179 122H180V121H179ZM200 122H201V121H200ZM208 122H209V121H208ZM216 122H218V121H216ZM74 123H75V122H74ZM142 123H143V122H142ZM150 123H151V122H150ZM154 123H155V122H154ZM158 123H159V122H158ZM181 123H182V122H181ZM232 123H233V122H232ZM16 124H17V123H16ZM25 124H26V123H25ZM125 124H126V123H125ZM140 124H141V123H140ZM151 124H153V122H152ZM1 125H2V124H1ZM11 125H12V124H11ZM28 125H29V124H28ZM80 125H81V124H80ZM94 125H95V123H94ZM128 125L130 126V124H128ZM183 125H184V124H183ZM22 126H23V125H22ZM30 126H31V125H30ZM88 126H90V125H88ZM123 126H124V125H123ZM125 126H126V128H127V125H125ZM141 126H142V125H141ZM145 126H146V125H145ZM148 126H149V125H148ZM150 126H151V125H150ZM150 126H149V127H150ZM174 126H176V125H174ZM214 126H215V125H214ZM85 127H86V126H85ZM91 127H92V126H91ZM96 127H97V126H96ZM208 127H209V126H208ZM99 128H100V127H99ZM146 128H147V127H146ZM178 128H179V127H178ZM216 128H217V127H216ZM216 128H215V129H216ZM218 128H219V127H218ZM28 129H29V128H28ZM47 129H48V128H47ZM47 129H46V130H47ZM72 129H74V128H72ZM91 129H93V128H91ZM186 129H187V128H186ZM206 129H207V128H206ZM213 129H214V128H213ZM38 130H39V129H38ZM50 130H51V129H50ZM53 130H54V129H52V131H53ZM57 130H58V129H57ZM65 130H66V129H65ZM70 130H71V129H70ZM86 130H87V129H86ZM126 130H127V129H126ZM172 130H173V129H172ZM181 130H182V128H181ZM208 130H209V129H208ZM219 130H221V127L219 128ZM225 130H226V129H225ZM23 131H24V130H23ZM79 131H80V129H79ZM176 131H177V130H176ZM179 131H180V130H179ZM183 131H184V130H183ZM187 131H188V130H187ZM189 131H190V130H189ZM43 132H44V131H43ZM50 132H51V131H50ZM60 132H61V131H60ZM66 132H67V131H66ZM69 132H70V131H69ZM76 132H77V131H76ZM76 132H75V133H76ZM124 132H125V131H124ZM149 132H150V131H149ZM180 132H181V131H180ZM209 132H210V130H209ZM217 132H218V131H217ZM217 132H216V133H217ZM223 132H224V131H223ZM227 132H228V131H227ZM28 133H29V132H28ZM47 133H48V132H47ZM52 133H53V132H52ZM58 133H59V132H58ZM84 133H85V132H84ZM122 133H123V132H122ZM177 133H178V132H177ZM49 134H50V133H49ZM72 134H73V133H72ZM94 134H95V133H94ZM101 134H102V133H101ZM135 134H137V133H135ZM135 134H134V135H135ZM152 134H153V133H152ZM163 134H164V133H163ZM181 134H182V133H180V135H181ZM184 134H186V133H184ZM184 134H183V135H184ZM213 134H214V133H212V137L214 136ZM217 134H218V133H217ZM225 134H226V132H225ZM230 134H231V133H230ZM79 135H80V134H79ZM81 135H82V134H81ZM83 135H84V134H83ZM131 135H132V134H131ZM167 135H168V134H167ZM170 135H171V133H170ZM183 135H182V136H183ZM210 135H211V133H210ZM237 135H238V134H237ZM29 136H30V135H29ZM72 136H73V135H72ZM72 136H71V137H72ZM119 136H120V135H119ZM171 136H172V135H171ZM178 136H179V134H178ZM188 136H189V135H188ZM195 136H196V135H195ZM195 136H194V137H195ZM216 136H217V135H216ZM218 136H221V135L219 134ZM225 136H227V135H225ZM82 137H83V136H82ZM130 137H132V136H130ZM172 137H173V136H172ZM175 137H176V135H175ZM180 137H181V136H180ZM184 137H185V136H184ZM191 137H192V136H191ZM196 137H197V136H196ZM200 137H201V136H200ZM212 137H211V138H212ZM80 138H81V137H80ZM94 138H98V139H99V137H94ZM101 138H102V137H101ZM128 138H129V137H128ZM135 138H136V137H135ZM178 138H179V137H178ZM188 138H189V137H188ZM48 139H49V138H48ZM51 139H52V138H51ZM115 139H116V137H115ZM165 139H166V138H165ZM214 139H215V138H214ZM239 139H240V138H239ZM59 140H60V139H59ZM123 140H124V139H123ZM125 140H126V139H125ZM134 140H135V139H134ZM140 140H141V139H140ZM247 140H248V139H247ZM144 141H145V140H144ZM238 141H239V140H238ZM240 141H241V140H240ZM248 141H249V140H248ZM6 142H7V141H6ZM36 142H37V141H36ZM78 142H79V141H78ZM86 142H87V141H86ZM95 142H97V141H95ZM124 142H125V141H124ZM129 142H130V141H129ZM7 143H8V142H7ZM43 143H44V141H43ZM51 143H52V142H51ZM62 143H63V142H62ZM101 143H102V142H101ZM104 143H105V142H104ZM28 144H29V143H28ZM40 144H41V143H40ZM68 144H69V143H68ZM74 144H75V143H74ZM89 144H90V143H89ZM96 144H99V143H96ZM239 144H241V143H239ZM239 144H238V145H239ZM257 144H258V143H257ZM1 145H2V144H1ZM12 145H13V144H12ZM41 145H42V144H41ZM51 145H52V144H51ZM127 145H128V144H127ZM148 145H149V144H148ZM255 145H256V144H255ZM24 146H25V145H24ZM42 146H43V145H42ZM109 146H110V145H109ZM7 147L10 148V145L7 146ZM93 147H94V146H93ZM189 147H190V146H189ZM238 147H239V146H238ZM240 147H241V146H240ZM33 148H34V147H33ZM43 148H44V147H43ZM64 148H65V147H64ZM106 148H107V147H106ZM223 148H224V147H223ZM229 148H230L229 150L231 151V150H232V149H231L232 147H229ZM245 148H246V147H245ZM247 148H248V147H247ZM252 148H253V147H252ZM5 149H7V148H5ZM11 149H12V148H11ZM31 149H32V148H31ZM82 149H83V148H82ZM118 149H119V148H118ZM170 149H171V148H170ZM185 149H186V148H185ZM185 149H184V150H185ZM187 149H188V148H187ZM200 149H202V148H200ZM235 149H236V148H235ZM33 150H35V149H33ZM33 150H32V151H33ZM83 150H85V149H83ZM184 150H183V151H184ZM217 150H218V149H217ZM219 150H220V149H219ZM222 150H223V149H222ZM261 150H262V149H261ZM263 150H264V149H263ZM4 151H5V150H4ZM12 151H13V150H12ZM111 151H112V150H111ZM172 151H173V150H172ZM201 151H202V150H201ZM220 151H221V150H220ZM227 151H228V150H227ZM230 151H228V152H230ZM247 151H248V150H247ZM258 151H259V150H258ZM1 152H2V151H1ZM7 152H8V151H7ZM29 152H30V151H29ZM36 152H37V151H36ZM40 152H41V151H40ZM51 152H52V151H51ZM120 152H121V151H120ZM125 152H126V151H125ZM194 152L196 153V151H194ZM198 152H200V151H198ZM214 152H215V154H216V151H214ZM217 152H219V151H217ZM236 152H237V151H236ZM249 152H250V151H249ZM4 153H5V152H3V154H4ZM8 153H9V152H8ZM25 153H26V152H25ZM32 153H33V152H32ZM41 153H42V152H41ZM69 153H70V152H69ZM80 153H81V152H80ZM82 153H83V152H82ZM162 153H163V152H162ZM164 153H165V152H164ZM190 153H191V152H190ZM219 153H222V152H219ZM224 153H225V151H223V154H224ZM245 153L247 154V152H245ZM255 153H256V152H255ZM260 153H262V152H260ZM1 154H2V153H1ZM98 154H99V153H98ZM118 154H119V153H118ZM142 154H143V153H142ZM148 154H149V153H148ZM199 154H201V153H199ZM228 154H229V153H228ZM246 154H245V155H246ZM263 154H264V153H263ZM263 154H261V155H263ZM5 155H7V153H6ZM26 155H27V154H26ZM70 155H71V153H70ZM115 155H116V154H115ZM166 155H167V153H166ZM194 155H195V154H194ZM216 155H217V154H216ZM224 155H226V153H225ZM230 155H232V154H230ZM247 155H248V154H247ZM249 155H250V154H249ZM255 155H256V154H255ZM93 156H94V155H93ZM108 156H109V155H108ZM110 156H111V155H110ZM116 156H117V155H116ZM119 156H120V155H119ZM169 156H170V155H169ZM242 156H244V155H242ZM242 156H241V158L243 159ZM256 156H258V155H256ZM1 157H2V155H1ZM6 157H7V156H6ZM20 157H21V156H20ZM114 157H115V156H114ZM221 157H222V156H221ZM226 157H227V156H226ZM250 157H252V155H251ZM261 157H262V156H261ZM36 158H37V157H36ZM151 158H152V157H151ZM219 158H220V157H219ZM244 158H245V157H244ZM246 158H247V157H246ZM246 158H245V159H246ZM258 158H259V157H258ZM92 159H93V158H92ZM98 159H99V158H98ZM106 159H107V158H106ZM217 159H218V158H217ZM242 159H241V160H242ZM245 159H244V160H245ZM249 159H251V158H249ZM256 159H257V158H256ZM260 159H261V158H260ZM18 160H19V159H18ZM20 160H21V159H20ZM65 160H66V159H65ZM90 160H91V159H90ZM102 160H103V159H102ZM261 160H262V159H261ZM263 160H264V159H263ZM6 161H7V160H6ZM12 161H13V160H12ZM108 161H109V159H108ZM141 161H142V160H141ZM249 161H250V160H249ZM251 161H252V159H251ZM256 161H257V160H256ZM10 162H11V160H10ZM128 162H129V161H128ZM162 162H163V161H162ZM164 162H165V161H164ZM175 162H176V161H175ZM203 162H204V161H203ZM8 163H9V162H8ZM106 163H107V162H106ZM252 163H253V161H252ZM55 164H56V163H55ZM55 164H54V165H55ZM167 164H168V163H167ZM172 164H174V163H172ZM3 165H4V164H3ZM16 165H17V164H16ZM18 165H19V163H18ZM75 165H76V164H75ZM7 166H8V165H7ZM24 166H25V165H24ZM39 166H40V165H39ZM50 166H51V165H50ZM84 166H85V165H84ZM123 166H124V164H123ZM30 167H31V166H30ZM70 167H71V166H70ZM70 167H69V168H70ZM105 167H106V166H105ZM31 168H32V167H31ZM51 168H52V167H51ZM1 169H2V168H1ZM35 169H36V168H35ZM35 169H34V171H35ZM102 169H103V168H102ZM139 169H140V168H139ZM240 169H241V168H240ZM251 169H252V168H251ZM262 169H263V168H262ZM3 170H4V169H3ZM6 170H7V169H6ZM28 170H29V169H28ZM30 170H31V169H30ZM30 170H29V171H30ZM38 170H39V169H38ZM84 170H85V169H84ZM91 170H92V169H91ZM152 170H153V168H152ZM248 170H249V169H248ZM252 170H253V169H252ZM7 171H8V170H7ZM11 171H12V170H11ZM29 171H28V172H29ZM34 171H30V172H34ZM140 171H141V170H140ZM148 171H149V170H148ZM238 171H239V170H238ZM246 171H247V170H246ZM255 171H256V170H255ZM259 171H260V170H259ZM8 172H9V171H8ZM8 172H7V173H8ZM14 172H15V171H14ZM17 172H18V171H16V174H17ZM58 172H59V171H58ZM135 172H136V171H135ZM223 172L225 173V170H224ZM231 172H232V171H231ZM12 173H13V172H12ZM18 173H20V172H18ZM36 173H37V172H36ZM42 173H43V171H42ZM51 173H52V172H51ZM74 173H75V172H74ZM227 173H228V172H227ZM234 173H235V171H234ZM234 173H233V174L231 173V174H232V175H235L236 173H235V174H234ZM240 173H242V172H240ZM240 173H237V174H240ZM16 174H15V175H16ZM21 174H22V173H21ZM188 174H189V173H188ZM221 174H222V173H221ZM249 174H251V173H249ZM253 174H254V173H253ZM2 175H3V174H2ZM13 175H14V174H13ZM36 175H37V174H36ZM186 175H187V174H186ZM226 175H227V174H226ZM228 175H229V174H228ZM232 175H231V176H232ZM6 176H7V175H6ZM26 176H27V175H26ZM64 176H65V175H64ZM188 176H189V175H188ZM241 176H242V175H241ZM245 176H246V175H245ZM253 176H254V175H253ZM13 177H14V176H13ZM16 177H17V175H16ZM50 177H51V176H50ZM52 177H53V176H52ZM96 177H97V176H96ZM98 177H100V176H98ZM189 177H190V176H189ZM222 177H223V176H222ZM237 177H238V175H237ZM248 177H249V176H248ZM248 177H247V178H248ZM24 178H25V177H24ZM34 178H35V177H34ZM36 178H37V177H36ZM226 178H227V177H226ZM235 178H236V177H235ZM238 178H239V177H238ZM244 178H245V177H244V175H243V179H244ZM261 178H262V177H261ZM11 179H12V178H11ZM19 179H20V178H19ZM26 179H28V178L26 177ZM26 179H25V180H26ZM45 179H46V178H45ZM61 179H62V178H61ZM217 179H218V178H217ZM233 179H234V177H233ZM0 180H1V179H0ZM35 180H36V179H35ZM40 180H41V179H40ZM43 180H44V179H43ZM93 180H96V179H93ZM223 180H224V179H223ZM246 180H247V179H246ZM250 180H251V179H250ZM250 180H249V181H250ZM13 181H14V180H13ZM17 181H18V180H17ZM52 181H53V180H52ZM56 181H57V180H56ZM56 181H55V182H56ZM220 181H222V180H220ZM231 181H232V179H231ZM233 181H234V180H233ZM237 181H238V180H237ZM242 181H243V180H242ZM247 181H248V180H247ZM2 182H3V181H1V183H2ZM6 182H7V181H6ZM20 182H21V181H20ZM58 182H59V181H58ZM63 182H64V181H63ZM69 182H70V181H69ZM76 182H77V181H76ZM133 182H134V181H133ZM139 182H140V181H139ZM142 182H143V181H142ZM222 182H223V181H222ZM235 182H236V181H235ZM239 182H240V181H239ZM239 182H236V183H239ZM252 182H253V181H252ZM23 183H24V182H23ZM28 183H29V182H28ZM72 183H73V182H72ZM77 183H78V182H77ZM130 183H131V182H130ZM220 183H221V182H220ZM229 183H230V182H229ZM244 183H245V182H244ZM26 184H27V183H26ZM36 184H37V183H36ZM41 184H42V182H41ZM48 184H49V183H48ZM137 184H138V183H137ZM230 184H231V183H230ZM233 184H234V183H233ZM239 184H240V183H239ZM246 184H247V183H246ZM9 185H10V183H9ZM20 185H21V184H20ZM32 185H33V184H31V186H32ZM56 185L58 186V183H57ZM60 185H61V184H60ZM138 185H139V184H138ZM36 186H37V185H36ZM41 186H42V185H41ZM45 186H46V185H45ZM57 186H56V187H57ZM61 186H62V185H61ZM72 186H73V185H72ZM237 186H238V184H237ZM240 186H241V185H240ZM242 186H243V185H242ZM244 186H245V185H244ZM7 187H8V186H7ZM10 187H11V186H10ZM10 187H9V188H10ZM19 187H20V186H19ZM32 187H33V186H32ZM37 187H38V186H37ZM43 187H44V186H43ZM47 187H48V186H47ZM85 187H86V185H85ZM27 188H28V187H27ZM30 188H31V187H30ZM60 188H62V187H60ZM92 188H93V187H92ZM138 188H139V187H138ZM144 188H145V187H144ZM239 188H240V187H239ZM242 188H244V187H242ZM55 189H56V188H55ZM68 189H69V187H68ZM77 189H78V187H77ZM254 189H255V188H254ZM47 190H50V189H47ZM63 190H65V189H63ZM70 190H71V189H70ZM72 190H74V189H72ZM239 190H240V189H239ZM2 191H3V190H2ZM11 191H12V190H11ZM30 191H31V190H30ZM36 191H37V190H36ZM54 191H55V190H54ZM97 191H98V190H97ZM102 191H104V190H102ZM102 191H100V192L102 193ZM48 192H49V191H48ZM48 192H47V193H48ZM50 192H51V191H50ZM55 192H56V191H55ZM76 192H77V191H76ZM76 192H75L76 195H77L78 193H80V191L77 192V193H76ZM82 192H83V191H82ZM242 192H245V190L242 191ZM256 192H257V191H256ZM51 193H52V192H51ZM63 193H64V192H62V194H63ZM68 193H69V191H68ZM71 193H72V192H71ZM96 193H97V192H96ZM12 194H13V193H12ZM18 194H19V193H18ZM43 194H45V192H44ZM49 194H50V193H49ZM53 194H55V193H53ZM59 194H60V193H59ZM81 194H82V193H81ZM128 194H129V193H128ZM21 195H22V194H21ZM51 195H52V194H51ZM55 195H57V194H55ZM55 195H54V197H55ZM68 195H70V194H68ZM73 195H74V194H73ZM76 195H75V197H76ZM24 196H25V195H24ZM58 196H60V195H57V197H58ZM64 196H66L65 193H64L63 197H64ZM71 196H72V195H71ZM71 196H68V197H71ZM84 196H85V195H84ZM89 196H90V195H89ZM98 196H99V195H98ZM100 196H101V195H100ZM0 197H1V196H0ZM6 197H7V196H6ZM17 197H18V196H17ZM17 197H16V198H17ZM19 197H20V196H19ZM49 197H50V196H49ZM52 197H53V196H52ZM57 197H56V198H57ZM61 197H62V196H61ZM125 197H126V196H125ZM10 198H11V197H10ZM16 198H15V199H16ZM22 198H23V197H22ZM24 198H26V197H24ZM44 198H45V197H44ZM58 198H59V197H58ZM58 198L55 199V201L58 200ZM83 198H84V197H83ZM137 198H138V197H137ZM258 198H259V197H258ZM3 199H4V197H3ZM12 199H13V198H11V200H12ZM46 199H47V198H46ZM69 199H70V198H69ZM84 199H85V198H84ZM88 199H89V198H88ZM93 199H94V198H93ZM96 199H97V196H96ZM6 200H7V199H6ZM9 200H10V199H9ZM11 200H10V201H11ZM140 200H141V199H140ZM142 200H143V199H142ZM2 201H4V200H2ZM14 201H15V200H14ZM48 201H49V198H48ZM87 201H88V200H87ZM90 201H92V199H91ZM7 202H8V201H7ZM7 202H5V204H7ZM19 202H22V201L20 200ZM19 202H18V203L16 202V203L19 204ZM45 202H46V201H45ZM50 202H51V201H50ZM140 202H141V201H140ZM220 202H221V201H220ZM260 202H261V201H260ZM27 203H29V202H27ZM95 203H96V202H95ZM98 203H99V202H98ZM143 203H144V202H143ZM243 203H244V202H243ZM247 203H248V202H247ZM249 203L251 204V202H249ZM5 204H4V205H5ZM10 204H11V203H10ZM10 204H7V205H10ZM13 204H14V203H13ZM83 204H84V203H83ZM109 204H110V203H109ZM250 204H249V205H250ZM257 204H258V203H257ZM4 205H3V206H4ZM14 205H15V204H14ZM19 205H20V204H19ZM19 205H18V206H19ZM57 205H58V204H57ZM68 205H69V203H68ZM84 205L86 206V204H84ZM84 205H83V208H84ZM90 205H91V204H90ZM99 205H100V204H99ZM200 205H201V204H199V206H200ZM215 205H216V204H215ZM221 205H222V203H221ZM245 205H247V204L245 203ZM251 205H252V204H251ZM254 205H255V204H254ZM12 206H13V205H12ZM12 206H11V207H12ZM22 206H24V205H22ZM95 206H96V205H95ZM135 206H136V205H135ZM140 206H142V205H140ZM177 206H178V205H177ZM180 206H181V205H180ZM202 206H203V205H202ZM222 206H223V205H222ZM222 206H221V207H222ZM241 206H242V204H241ZM16 207H17V205H16ZM20 207H21V206H19V209H20ZM45 207H47V205H45ZM64 207H65V206H64ZM126 207H127V206H126ZM219 207H220V206H219ZM223 207H224V206H223ZM223 207H222V208H223ZM238 207H239V206H238ZM247 207H248V205H247ZM251 207H252V206H251ZM251 207H250V208H251ZM253 207H254V206H253ZM263 207H264V206H263ZM22 208H23V207H22ZM68 208H70V207H68ZM89 208H90V207H89ZM94 208H95V207H94ZM128 208L130 209L131 207H128ZM147 208H148V207H147ZM183 208H184V207H183ZM224 208H227V207H224ZM244 208H245V207H244ZM255 208H257V207H255ZM255 208H253V209H255ZM8 209H9V208H8ZM10 209H11V208H10ZM12 209H14V208L12 207ZM12 209H11V210H12ZM52 209H53V208H52ZM56 209H57V208H56ZM56 209L53 210V214L55 213L54 211H55ZM98 209H99V208H98ZM100 209H101V208H100ZM133 209H134V208H133ZM178 209H180V208H178ZM203 209H207V208L205 207V208H203ZM203 209H202V210H203ZM220 209H221V208H220ZM259 209H260V208H259ZM4 210H5V209H4ZM11 210H10V211H11ZM16 210H17V209H16ZM16 210H15V211H16ZM44 210H45V209H44ZM58 210H59V209H57V211H58ZM64 210H65V209H64ZM64 210H63V211H64ZM70 210H71V209H70ZM111 210H112V209H111ZM135 210H136V209H135ZM196 210H197V209H196ZM229 210H230V209H229ZM263 210H264V209H263ZM49 211H50V210H49ZM68 211H69V209H68ZM72 211H73V210H72ZM72 211H71V213H72ZM82 211H83V209H82ZM85 211H87V210H85ZM95 211H96V210H95ZM131 211H132V209H131ZM191 211H192V210H191ZM206 211H207V210H206ZM218 211H219V210H218ZM226 211H227V210H226ZM226 211H225V212H226ZM239 211H240V210H239ZM252 211H253V210H252ZM257 211L259 212V210H257ZM2 212H3V211H2ZM27 212H28V211H27ZM59 212H60V211H59ZM75 212H76V211H75ZM209 212H210V211H209ZM253 212H254V211H253ZM35 213H36V212H35ZM57 213H58V212H57ZM63 213H64V212H63ZM73 213H74V212H73ZM82 213H83V212H82ZM82 213H81V214H82ZM90 213H91V212H90ZM95 213H96V212H95ZM182 213H183V212H182ZM220 213H221V212H220ZM222 213H223V212H222ZM30 214H31V213H30ZM38 214H39V213H38ZM50 214H51V212H50ZM61 214H62V211H61ZM85 214H86V212H85ZM93 214H94V213H93ZM97 214H98V213H97ZM105 214H106V213H105ZM217 214H218V213H217ZM223 214H224V213H223ZM223 214H222V215H223ZM229 214H230V213H229ZM229 214H228V216H229ZM234 214H235V213H234ZM253 214H254V213H253ZM9 215H10V214H9ZM32 215H33V214H32ZM36 215H37V214H36ZM73 215H74V214H73ZM95 215H96V214H95ZM101 215H102V214H101ZM193 215H194V214H193ZM193 215H192V216H193ZM209 215H210V214H209ZM212 215H213V214H212ZM220 215H221V214H220ZM258 215H259V214H258ZM260 215H261V213H260ZM69 216H70V215H69ZM86 216H87V215H86ZM109 216H110V215H109ZM128 216H129V215H128ZM179 216H180V215H179ZM194 216H195V215H194ZM214 216H216V215H214ZM251 216H252V215H251ZM254 216H255V215H254ZM2 217H3V216H2ZM11 217H13V215H12ZM48 217H49V216H48ZM63 217H64V215H63ZM80 217H81V216H80ZM101 217H102V216H101ZM177 217H178V216H177ZM212 217H213V216H212ZM236 217H237V216H235V218H236ZM261 217H262V216H261ZM3 218H4V217H3ZM25 218H26V217H25ZM31 218H33V217L31 216ZM38 218H39V217H38ZM53 218H54V217H53ZM67 218H68V217H67ZM71 218H72V217H71ZM74 218H75V217H74ZM82 218H83V217H82ZM96 218H97V216H96ZM115 218H116V217H115ZM178 218H180V217H178ZM187 218H188V217H187ZM193 218H194V217H193ZM197 218H199V220H200V217L197 216ZM197 218H196V219H197ZM230 218H231V216H230ZM237 218H238V217H237ZM263 218H264V217H263ZM0 219H1V218H0ZM41 219H42V218L40 217L39 222H40ZM47 219H48V218H47ZM57 219H58V218H57ZM87 219L90 220V219L88 218V216H87ZM93 219H94V218H93ZM112 219H113V218H112ZM130 219H131V218H130ZM190 219H192V218H190ZM194 219H195V218H194ZM217 219H218V218H217ZM225 219H226V218H225ZM240 219H241V218H240ZM258 219H259V218H258ZM258 219H257V220H258ZM261 219H262V218H261ZM33 220H34V219H33ZM33 220H30V223H32L30 226H32V225L34 224L33 222H31V221H33ZM42 220H44V219H42ZM85 220H86V219H85ZM88 220H86V221H88ZM91 220H92V219H91ZM96 220H97V219H96ZM96 220H95V221H96ZM98 220H99V218H98ZM98 220H97V221H98ZM113 220H114V219H113ZM120 220H121V219H120ZM181 220H182V219H181ZM205 220H207V219H205ZM220 220H221V219H220ZM220 220H219V221H220ZM230 220H231V219H230ZM232 220H233V219H232ZM243 220H245V219H243ZM247 220H248V219H247ZM13 221H14V220H13ZM35 221H36V220H35ZM55 221H56V220H55ZM57 221H59V220H57ZM60 221H61V219H60ZM60 221H59V222H60ZM93 221H94V220H93ZM99 221H100V220H99ZM108 221H109V220H108ZM118 221H119V220H118ZM151 221H152V220H151ZM151 221H150V222H151ZM187 221H188V220H187ZM187 221H186V222H187ZM219 221H217V224H218ZM224 221H225V220H224ZM227 221H228V220H227ZM41 222H42V221H41ZM45 222H46V221H45ZM84 222H85V221H84ZM103 222H104V221H103ZM109 222H111V221H109ZM176 222H177V221H176ZM212 222H213V221H212ZM233 222H234V221H233ZM244 222H245V221H244ZM254 222H255V221H254ZM260 222H261V221H260ZM260 222H259V224H260ZM27 223H28V222H27ZM35 223H38V222L36 221ZM57 223H58V222H57ZM85 223H86V222H85ZM85 223H84V224H85ZM151 223H152V222H151ZM250 223H251V221H250ZM256 223H258V222H256ZM23 224H25V222H24ZM64 224H65V223H64ZM69 224H70V223H69ZM78 224H79V223H78ZM86 224H88V223H86ZM90 224H91V223H90ZM90 224H89V225H90ZM106 224H107V223H106ZM145 224H146V222H145ZM180 224H182V223H180ZM183 224H184V223H183ZM186 224H187V223H186ZM198 224H199V223H198ZM207 224H208V223H207ZM217 224H215V225H217ZM221 224H223V223H221ZM224 224H225V223H224ZM242 224H243V223H242ZM246 224H247V223H246ZM252 224H253V223H252ZM36 225H37V224H36ZM43 225H45V224H43ZM43 225H41V226H43ZM46 225H47V224H46ZM58 225H59V224H58ZM138 225H139V224H138ZM184 225H185V224H184ZM205 225H206V224H205ZM239 225H240V224H239ZM254 225H255V224H254ZM28 226H29V225H28ZM39 226H40V223H39ZM39 226H38V227H39ZM95 226H97V224H96ZM146 226H147V225H146ZM150 226H151V225H150ZM173 226H174V225H173ZM217 226H218V225H217ZM220 226H221V225H220ZM220 226H218V227H220ZM224 226H225V225H224ZM66 227H67V226H66ZM88 227H89V226H88ZM88 227H87V228H88ZM98 227H99V226H98ZM100 227H101V226H100ZM166 227H167V226H166ZM222 227H223V226H222ZM232 227H233V226H232ZM238 227H239V226H238ZM245 227H246V226H245ZM250 227H251V226H250ZM254 227H255V226H254ZM72 228H73V227H72ZM77 228H78V227H77ZM77 228H76V229H77ZM91 228H93V227H91ZM138 228H139V227H138ZM142 228H143V227H142ZM164 228H165V227H164ZM168 228H169V227H168ZM177 228L179 229V227H177ZM228 228H229V227H228ZM230 228H231V227H230ZM32 229H33V226H32ZM35 229H36V228H35ZM37 229H38V228H37ZM70 229H71V228H70ZM83 229H85V228H83ZM93 229H94V228H93ZM95 229H96V228H95ZM101 229H102V228H101ZM136 229H137V228H136ZM144 229H145V228H144ZM165 229H166V228H165ZM172 229H173V228H172ZM204 229H205V228H204ZM204 229H203V230H204ZM212 229H213V228H212ZM220 229H221V227H220ZM220 229H219V230H220ZM226 229H227V228H226ZM33 230H34V229H33ZM67 230H68V229H67ZM72 230H73V229H72ZM74 230H75V229H74ZM86 230H88V229H86ZM86 230H84V231H86ZM102 230H103V229H102ZM160 230H161V229H160ZM168 230H169V229H168ZM168 230H167V231H168ZM203 230L201 229V231H203ZM217 230H218V229H217ZM252 230H253V229H252ZM252 230H251V231H252ZM49 231H50V230H49ZM79 231H80V230H79ZM88 231H89V230H88ZM93 231H95V230H93ZM113 231H114V230H113ZM117 231H120V230H117ZM176 231H177V230H176ZM199 231H200V230H199ZM212 231H213V230H212ZM224 231H225V230H224ZM227 231H228V230H227ZM238 231H239V230H238ZM240 231H241V230H240ZM248 231H249V230H248ZM162 232H163V231H162ZM170 232H172V231H170ZM174 232H175V231H174ZM197 232H198V231H197ZM213 232H214V231H213ZM254 232H255V231H254ZM26 233H27V232H26ZM29 233H30V232H29ZM42 233H43V232H42ZM61 233H62V232H61ZM71 233H72V232H71ZM82 233H83V232H82ZM85 233H86V232H84V234H85ZM87 233H88V232H87ZM91 233H92V232H91ZM91 233H90V234H91ZM186 233H187V232H186ZM208 233H209V232H208ZM238 233H239V232H238ZM248 233H249V232H248ZM15 234H16V233H15ZM78 234H79V233H78ZM122 234H123V233H122ZM164 234H165V233H164ZM169 234H170V233H169ZM172 234H173V233H172ZM190 234H191V233H190ZM194 234H195V233H194ZM203 234H204V233H203ZM229 234H231V233H229ZM234 234H235V233H234ZM69 235H70V234H69ZM93 235H94V234H93ZM118 235H119V234H118ZM213 235H214V234H213ZM236 235H237V234H236ZM253 235H254V234H253ZM28 236H29V234H28ZM46 236H47V235H46ZM66 236H67V235H66ZM78 236H80V234L77 235V237H78ZM95 236H96V235H95ZM120 236H121V235H120ZM180 236H181V235H180ZM188 236H189V234H188ZM245 236H247V235L245 234ZM245 236L243 235V237H245ZM258 236H259V235H258ZM263 236H264V235H263ZM122 237H123V236H122ZM176 237H177V236H176ZM176 237H175V238H176ZM182 237H183V236H182ZM189 237H190V236H189ZM191 237H192V236H191ZM232 237H233V236H232ZM232 237H231V238H232ZM61 238H62V237H61ZM68 238H69V237H68ZM93 238H94V237H93ZM103 238H104V237H103ZM237 238H238V237H237ZM260 238H261V237H260ZM77 239H78V238H77ZM79 239H80V238H79ZM194 239H196V238H194ZM212 239H213V238H212ZM220 239H221V238H220ZM261 239H262V238H261ZM69 240H70V239H69ZM104 240H105V239H104ZM113 240H114V239H113ZM120 240H121V239H120ZM204 240H205V239H204ZM218 240H219V239H218ZM227 240H228V238H227ZM232 240H234V238H233ZM239 240H240V239H239ZM244 240H245V239H244ZM248 240H249V239H248ZM259 240H260V239H259ZM263 240H264V239H263ZM61 241H62V240H61ZM98 241H99V240H98ZM192 241H196V240H192ZM197 241H198V240H197ZM47 242H48V241H47ZM76 242H77V241H76ZM76 242H75V243H76ZM113 242H114V241H113ZM115 242H116V241H115ZM215 242H216V241H215ZM215 242H214V243H215ZM231 242H232V241H231ZM234 242H235V241H234ZM237 242H238V241H237ZM240 242H242V241H240ZM245 242H246V241H245ZM73 243H74V241H73ZM84 243H85V242H84ZM109 243H110V242H109ZM221 243H222V242H221ZM224 243H225V242H224ZM229 243H230V242H229ZM250 243H251V242H250ZM253 243H254V242H253ZM262 243L264 244L263 241H262ZM64 244H65V243H64ZM68 244H69V243H68ZM79 244H81V243H79ZM91 244H92V243H91ZM97 244H98V243H97ZM202 244H203V243H202ZM205 244H206V243H205ZM242 244H243V243H242ZM244 244H245V243H244ZM254 244H257V243H254ZM107 245H108V244H107ZM128 245H129V244H128ZM178 245H179V244H178ZM233 245H234V244H233ZM238 245H239V244H238ZM248 245H249V244H248ZM248 245H247V246H248ZM91 246H92V245H91ZM94 246L96 247L97 245L94 244ZM98 246H99V245H98ZM216 246H217V245H216ZM243 246H244V245H243ZM243 246H242V247H243ZM245 246H246V245H245ZM259 246H260V244H259ZM100 247H101V245H100ZM125 247H126V246H125ZM240 247H241V246H240ZM126 248H127V247H126ZM212 248H213V247H212ZM225 248H226V247H225ZM248 248H249V247H248ZM256 248H257V247H256ZM62 249H63V247H62ZM74 249H75V245L72 244V243H70V245L65 246L64 251H63V250H62V251H63V253H64L65 255H72V254L74 253V252H73ZM80 249H81V247H80ZM101 249H102V248H101ZM121 249H122V248H121ZM234 249H235V248H234ZM257 249H258V248H257ZM259 249H261V247H259ZM99 250H100V249H99ZM155 250H156V249H155ZM171 250H172V249H171ZM174 250H175V249H174ZM191 250H192V249H191ZM225 250H226V249H225ZM241 250H243V249L241 248ZM249 250H250V249H249ZM110 251H111V250H110ZM197 251H198V249H197ZM200 251L202 252V249H201ZM200 251H199V253H200ZM210 251H211V250H210ZM227 251H228V250H226V252H227ZM251 251H252V250H251ZM76 252H78V251H76ZM113 252H114V251H113ZM157 252H158V251H157ZM170 252H171V251H170ZM240 252H241V251H240ZM56 253H57V252H56ZM111 253H112V252H111ZM128 253H129V252H128ZM128 253H127V254H128ZM135 253H136V252H135ZM161 253H162V252H161ZM172 253H174V251L171 252V253H168V254L164 253V254H162V255L165 256L166 259H167V258L170 259V258L173 257V256H172V255H173ZM227 253H228V252H227ZM261 253H262V252H261ZM116 254H117V253H116ZM171 254H172V255H171ZM178 254H179V253H178ZM191 254H192V253H191ZM203 254H204V253H203ZM206 254H207V253H206ZM211 254H212V253H211ZM221 254H222V253H221ZM32 255H33V254H32ZM54 255H55V254H54ZM138 255H139V254H138ZM235 255H236V254H235ZM79 256H80V255H78V254H73V258L69 257L67 260H69V263H70V264H82L83 262H85L86 259L84 260V259H82L83 257L81 258V257H79ZM110 256H111V254H110ZM140 256H141V255H140ZM152 256H154V255L152 254ZM163 256H162V257H163ZM174 256H175V254H174ZM177 256H178V255H177ZM211 256H212V255H211ZM215 256H216V255H215ZM240 256H241V255H240ZM100 257H101V256H100ZM102 257H103V256H102ZM202 257H203V256H202ZM202 257H200V258H202ZM251 257H252V256H251ZM262 257H263V255H262ZM58 258H59V257H58V255H57V258H56V259H52L51 262H50V264H54V263L56 264L55 261H57ZM84 258H85V257H84ZM89 258H90V257H89ZM106 258H107V257H106ZM173 258H174V257H173ZM194 258H195V257H194ZM208 258H209V257H208ZM249 258H250V257H249ZM253 258H254V256H253ZM87 259H88V257H87ZM90 259H91V258H90ZM110 259H112V258H110ZM140 259H141V258H140ZM159 259H160V258H159ZM161 259H162V258H161ZM192 259H193V258H192ZM262 259H264V257L260 259L261 261H264V260H262ZM107 260H108V259H107ZM122 260H123V259H122ZM125 260H126V259H125ZM144 260H145V259H144ZM215 260H216V259H215ZM223 260H224V259H223ZM260 260H259V261H260ZM52 261H53V262H52ZM92 261H93V260H92ZM111 261H112V260H111ZM163 261H164V260H163ZM195 261L197 262V260H195ZM201 261H202V260H201ZM97 262H98V261H97ZM114 262H115V261H114ZM145 262H146V261H145ZM175 262H176V261H175ZM225 262H226V261H225ZM109 263H110V262H109ZM160 263H161V262H160ZM164 263H165V262H164ZM193 263H194V260H193ZM193 263H191V264H193ZM201 263H202V262H201ZM204 263H205V262H204ZM226 263H227V262H226ZM231 263H232V262H231ZM246 263H247V262H246ZM261 263H262V262H261ZM90 264H95V263H91V262H90ZM97 264H98V263H97ZM172 264H173V263H172ZM176 264H177V263H176ZM233 264H234V263H233ZM236 264H237V263H236ZM263 264H264V263H263Z\"/></svg>",
  "mask_w": 264,
  "mask_h": 264
}]
</instances>
